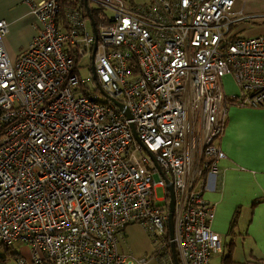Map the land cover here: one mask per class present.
I'll return each mask as SVG.
<instances>
[{"label": "built area", "instance_id": "1", "mask_svg": "<svg viewBox=\"0 0 264 264\" xmlns=\"http://www.w3.org/2000/svg\"><path fill=\"white\" fill-rule=\"evenodd\" d=\"M89 1L102 19L93 59L88 19H60V0L31 4L40 28L15 61L0 20V245L29 246L32 264H147L118 250L139 223L157 260L176 264L168 180L177 264H210L221 241L202 193L226 157L227 104L264 107V36L232 33L235 0ZM227 75L241 92L230 101Z\"/></svg>", "mask_w": 264, "mask_h": 264}, {"label": "crops", "instance_id": "2", "mask_svg": "<svg viewBox=\"0 0 264 264\" xmlns=\"http://www.w3.org/2000/svg\"><path fill=\"white\" fill-rule=\"evenodd\" d=\"M37 1L0 0V20L8 25L3 47L10 61L37 36L40 26L31 9ZM232 12L237 15L233 34L264 36V0H235ZM240 112L242 117L233 120L229 111L220 140L226 157L219 161L216 176L207 177L202 197L214 209L211 230L219 236L221 250L240 244L243 260L231 251L234 262L264 264V109ZM19 258L31 263L28 254L20 253L15 264ZM5 263L6 257H0V264Z\"/></svg>", "mask_w": 264, "mask_h": 264}, {"label": "rangeland", "instance_id": "3", "mask_svg": "<svg viewBox=\"0 0 264 264\" xmlns=\"http://www.w3.org/2000/svg\"><path fill=\"white\" fill-rule=\"evenodd\" d=\"M139 4L147 3L149 0H135ZM93 6V5H91ZM232 30V28H231ZM77 76L81 83L85 82V85L82 87L87 92L94 90L95 81L90 72V56L84 57L82 60L77 63ZM223 91L226 97L230 98L231 96H238L241 94L239 87L237 86L235 80L231 75H227L222 79ZM89 89V90H88ZM247 109L243 108L235 103L227 104V119L229 111L231 110L232 115L231 119H239L241 118L240 110ZM227 123V121H226ZM155 195L158 199H164L166 192L162 188L155 189ZM165 202L158 203L160 205ZM158 246L155 242V239L150 235V233L143 227V225L139 223L130 224L126 226V228L119 235V243L118 250L121 254L126 255L129 259L133 261H137L141 258L150 257L148 259L147 264H161L157 260L156 251ZM234 253V258H238L243 260L240 251V244L232 245L230 251L227 247H223V249L217 254L213 255L210 260V264H221L223 259L230 255V252ZM28 254V260L31 261L32 264V252L31 248L27 245H23L21 243H15L12 246L6 247L4 245H0V257H6L5 264H15L16 257L19 254ZM172 253V251H171ZM14 254V255H13ZM41 255H43L41 253ZM24 260L23 258H19ZM25 261V260H24ZM47 264V263H46Z\"/></svg>", "mask_w": 264, "mask_h": 264}, {"label": "trees", "instance_id": "4", "mask_svg": "<svg viewBox=\"0 0 264 264\" xmlns=\"http://www.w3.org/2000/svg\"><path fill=\"white\" fill-rule=\"evenodd\" d=\"M37 2H35V3H37ZM59 3H60V8H61L60 9L61 10V17H60V19H64V13H65L66 10H68V9L78 10L84 16V18H87L88 19L89 26L91 27L92 33H93V29H92V25H91V22H90V19H89V15L92 16V18L94 20V23H95V27L96 26H99V24L102 22V19H101V16H100L101 15V10H99L89 0L87 1V8H88L89 12H87V10L85 9L83 0H60ZM91 5H93V6H91ZM231 97L230 98L227 97V99H229V101H230L231 100ZM227 102H228V100H227ZM241 107H243V108H253V107H250V106H241ZM255 109H264V107L263 108L255 107ZM234 222L235 221H233L232 225L234 224ZM232 227L233 226H231L230 229ZM148 258H150V257H148ZM221 264H246V263H237V262H234L229 256H227V257H225L223 259V261H222Z\"/></svg>", "mask_w": 264, "mask_h": 264}, {"label": "water", "instance_id": "5", "mask_svg": "<svg viewBox=\"0 0 264 264\" xmlns=\"http://www.w3.org/2000/svg\"><path fill=\"white\" fill-rule=\"evenodd\" d=\"M87 1L88 0H83L85 9L87 10V12H89L88 8H87ZM89 19L92 25V29H93V33L95 35V38L97 39V31H96V27H95V23L94 20L92 18L91 15H89ZM97 40H95L94 43V50H93V55H92V59L94 57V53L96 50V45H97ZM92 75H93V79L95 80V72H94V68H92ZM165 178V177H163ZM166 180V179H165ZM167 182V190L169 192V201H168V221H167V229H168V233H169V238L172 241L171 242V251H172V256L173 259L175 261V263L177 264V255H176V249H175V245H174V210H175V194H174V190H173V186L171 183H169L168 180H166Z\"/></svg>", "mask_w": 264, "mask_h": 264}, {"label": "bare ground", "instance_id": "6", "mask_svg": "<svg viewBox=\"0 0 264 264\" xmlns=\"http://www.w3.org/2000/svg\"><path fill=\"white\" fill-rule=\"evenodd\" d=\"M95 40H97L96 38H95ZM97 42V41H96Z\"/></svg>", "mask_w": 264, "mask_h": 264}]
</instances>
